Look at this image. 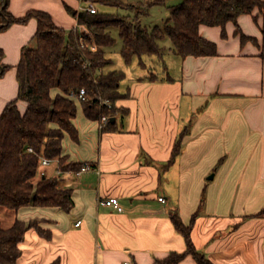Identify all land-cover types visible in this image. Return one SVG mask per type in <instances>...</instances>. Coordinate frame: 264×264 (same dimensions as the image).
I'll use <instances>...</instances> for the list:
<instances>
[{"label":"crops","instance_id":"obj_1","mask_svg":"<svg viewBox=\"0 0 264 264\" xmlns=\"http://www.w3.org/2000/svg\"><path fill=\"white\" fill-rule=\"evenodd\" d=\"M77 2L10 0L9 11L18 18L43 11L70 31L78 21L65 4L78 11ZM177 3L170 0L164 6L169 12L168 6ZM253 16L242 15L238 23L257 44H243L233 23L226 26V39L220 27L202 25L199 33L217 45V56L181 59L179 74L172 76L168 68L172 82L166 81L164 70L158 81H147L154 73L149 70L121 87L128 97L117 106L129 113L118 116L119 131L102 133L100 122L87 118L77 102V139L65 135L63 155L93 170L65 175L72 178L70 213L0 207L1 228L22 221L50 233L45 238L36 228L27 230L17 264L164 262L187 250L171 215L188 226L197 213L191 239L213 264H264L263 20L259 16L256 22ZM37 30V20L31 19L0 33L3 63L11 66L0 78V116L18 97L16 67L23 48L35 42ZM19 108L24 111L26 104L19 102ZM183 134L181 152L171 162ZM47 167L40 172L46 175ZM56 175L57 168L49 178ZM108 198H117L123 210L102 203ZM177 264L197 262L188 255Z\"/></svg>","mask_w":264,"mask_h":264},{"label":"trees","instance_id":"obj_2","mask_svg":"<svg viewBox=\"0 0 264 264\" xmlns=\"http://www.w3.org/2000/svg\"><path fill=\"white\" fill-rule=\"evenodd\" d=\"M170 0H146L145 12L150 8L164 6ZM123 0H94L100 6L120 8ZM10 0H0V33L15 24H26L31 19L38 22L35 45L26 46L16 67L19 83L18 97L11 101L0 116V207L18 211L21 208H58L70 213L74 208L73 190L69 187L71 177L62 176L67 172H77L84 163H71L63 155V140L68 134L77 139V130L73 124L77 116V102L90 120L102 122L101 132L119 131L118 116L125 117L128 110L117 106V102L128 97L121 92L126 79L124 71L109 70L112 60L107 57V49L115 44L113 30H118L122 41L121 56L127 66L135 58L145 69L146 58L155 57L162 62L167 73L166 81L174 79L168 73L165 61L166 50L160 45L165 38L172 43L170 51L182 60L187 57H214L218 55L217 45L199 33L202 25L220 27L222 38H227L226 26L233 23L235 34L243 44L258 43L256 38L243 34L238 20L242 15H252L257 22L261 16L260 27L264 46V0H179V3L168 6L169 17L164 27L145 26L135 15L128 21L119 14L76 11L65 4L68 13L72 14L88 30L85 48H81L77 29L67 31L57 26L50 14L32 10L25 16L15 17L10 11ZM95 45L93 50L91 47ZM264 57V54H262ZM4 54L0 49V78L11 70L3 63ZM159 76L149 73L146 80L158 81ZM84 89L86 100H75ZM53 92H57L53 95ZM19 102L26 104L22 111ZM111 118H116L114 124ZM184 134L176 142L171 162L181 152ZM32 149L33 152H29ZM59 161L57 176L47 177L40 173V158ZM186 226L177 214L171 219L175 229L185 239L187 250L184 253H173L164 262L156 264H177L191 255L197 264H213L205 255L199 253L193 245L191 230L196 219ZM36 228L37 232L49 238L50 233L42 230L36 223L16 221L10 229L0 226V264H17L20 257L19 245L23 242L27 230Z\"/></svg>","mask_w":264,"mask_h":264},{"label":"rangeland","instance_id":"obj_3","mask_svg":"<svg viewBox=\"0 0 264 264\" xmlns=\"http://www.w3.org/2000/svg\"><path fill=\"white\" fill-rule=\"evenodd\" d=\"M145 2L146 0H123L122 4L119 5L118 8H113L109 6H100L94 3V0H78V4L80 3V7L86 6L88 3L95 4L97 10L101 13H107V14H119L123 16H129V18H126V20L130 21L137 16V14H141L139 16L140 21L143 25L148 27H164V23L166 19L169 17V12L165 6H155L153 8H150L148 11V15H142L145 12ZM67 14V12H66ZM71 18H74L72 14L68 13ZM67 14V15H68ZM112 35L115 39V44L107 49V57L112 60V65L108 66L105 71L109 70H117V71H124L126 73V80L122 83V88H125L126 86L132 84L137 78L142 77L146 74H148L149 70H152L154 73H157L159 75H163V64L161 61H159L157 58H146L145 63L148 66V69H144L139 65L138 58H135L134 61L127 66L121 56V49H122V41L119 37L118 30H113ZM35 42L31 44L30 46H34ZM160 45L165 48V61L169 68V73L172 76H175L179 74L180 71V63L181 58L174 54L172 51H170V48L172 47L171 40L169 38H165L163 41L160 42ZM57 168V174L59 169V161L54 160L52 162V165L47 167L46 176H53L55 174V169ZM43 172V171H42ZM40 172V173H42ZM65 174V173H64ZM57 176V175H56Z\"/></svg>","mask_w":264,"mask_h":264},{"label":"built area","instance_id":"obj_4","mask_svg":"<svg viewBox=\"0 0 264 264\" xmlns=\"http://www.w3.org/2000/svg\"><path fill=\"white\" fill-rule=\"evenodd\" d=\"M78 11H86L88 12L89 14H97L98 10L95 6V4L93 3H88L86 4V6L84 7H80V9ZM77 31L79 33V42H80V46L81 48H85L86 46V40L88 37L92 38L91 35L89 34L88 30L86 29L85 26L83 25H79L77 26ZM93 50L95 49V45H93L91 47ZM72 97L75 99V100H78V101H85L86 100V91L84 89H82L80 91L79 94L77 95H72ZM108 122V118L107 117H103L102 118V122L100 123V127L102 126V124H106ZM29 152H33L32 149H29ZM52 162H54L53 160H50V159H47V158H43L41 157L40 158V168H44V167H47L49 166ZM93 170V167L88 164V163H84V165L80 168V170H78L77 172H67L65 174H62V176L64 175H70L71 177H77L83 173H86V172H89V171H92ZM42 175H44V172L41 173ZM160 202H165V199L164 198H159ZM102 203L108 205V206H113L115 207L118 211H122L123 208L120 206V203H119V200L117 198H108L107 200H104L102 201ZM81 225V221L77 222L76 226H80ZM125 264H132L130 261L129 262H126Z\"/></svg>","mask_w":264,"mask_h":264},{"label":"water","instance_id":"obj_5","mask_svg":"<svg viewBox=\"0 0 264 264\" xmlns=\"http://www.w3.org/2000/svg\"><path fill=\"white\" fill-rule=\"evenodd\" d=\"M111 123L114 124L116 122V118H111Z\"/></svg>","mask_w":264,"mask_h":264}]
</instances>
